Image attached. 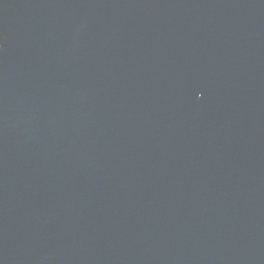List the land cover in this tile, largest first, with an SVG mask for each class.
Masks as SVG:
<instances>
[{
    "label": "water",
    "instance_id": "obj_1",
    "mask_svg": "<svg viewBox=\"0 0 264 264\" xmlns=\"http://www.w3.org/2000/svg\"><path fill=\"white\" fill-rule=\"evenodd\" d=\"M0 264H264V0H0Z\"/></svg>",
    "mask_w": 264,
    "mask_h": 264
}]
</instances>
